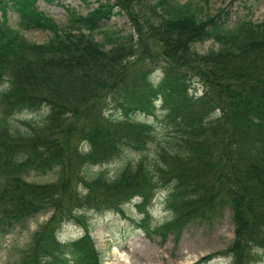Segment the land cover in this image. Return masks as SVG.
Instances as JSON below:
<instances>
[{
    "label": "trees",
    "instance_id": "1",
    "mask_svg": "<svg viewBox=\"0 0 264 264\" xmlns=\"http://www.w3.org/2000/svg\"><path fill=\"white\" fill-rule=\"evenodd\" d=\"M37 1L0 0V239L51 212L17 264H101L87 231L58 238L62 223L79 210L123 214L134 197L144 208L156 188L168 190L169 218L145 227L148 236L180 234L230 208V245L200 260L256 262L264 253V21L228 24L225 9L201 16L191 0H104L86 14L66 5L60 25ZM121 14L130 31L107 28ZM29 29L49 37L30 42ZM207 40L216 46L199 51ZM152 45L166 63L154 70L141 62L158 54ZM41 107L44 119L28 131L9 126L8 116ZM149 145L159 146L155 161L140 157L114 178L91 170ZM49 171L54 181L27 179Z\"/></svg>",
    "mask_w": 264,
    "mask_h": 264
},
{
    "label": "rangeland",
    "instance_id": "2",
    "mask_svg": "<svg viewBox=\"0 0 264 264\" xmlns=\"http://www.w3.org/2000/svg\"><path fill=\"white\" fill-rule=\"evenodd\" d=\"M104 0H38V9L50 14L60 25L66 22L65 7L69 5L77 12L86 14L95 8L98 2ZM185 1V0H182ZM198 14L205 16L215 14L219 9H225V18L228 24L244 16H249L255 24L264 21V0H191ZM9 23L16 26L18 17L15 12L9 11ZM107 28L126 33L131 25L126 14L113 17ZM26 39L34 43H43L49 37V33L39 29H29L23 32ZM99 39L100 36L98 35ZM216 46L211 40L197 45L199 51L208 50ZM153 49V50H152ZM150 53L142 62L143 66L150 69L160 68L164 60L158 46L152 45ZM155 50V51H154ZM202 90L198 91V95ZM109 100V101H108ZM108 106L105 112L112 107L114 101L106 100ZM109 108V109H110ZM160 109V108H159ZM47 113V109L41 107L36 111H20L8 116L9 126L13 131H28L31 126L41 122ZM158 121L161 133L167 132L164 127L166 120L161 110L153 116ZM159 146L149 145L142 151L127 149L112 159L110 162L91 167L97 174H103L114 178L129 162H134L140 157H145L148 162L158 159L156 152ZM27 179L35 182H49L56 179L54 171L44 174L30 173ZM154 189V197L149 206L139 208L140 198L134 197L123 204V214L111 210L82 211L74 213L75 216L62 223L57 236L63 242H69L84 235L87 231L94 241L98 258L101 264H231V258L226 254H220L209 261H201L204 256L226 249L234 236V224L230 208H225L220 215L208 220H196L188 224L180 234L168 233L164 238L148 236L145 227L163 223L169 218V212L165 204L166 189ZM82 190V186L78 187ZM162 191V192H161ZM148 210V217L145 215ZM51 212L38 214L27 220L23 226L17 227L11 233L0 239V264H17L19 252L31 240L32 233L49 217ZM143 224V226H140ZM87 229V230H86ZM260 258L252 264H264V253L259 251Z\"/></svg>",
    "mask_w": 264,
    "mask_h": 264
}]
</instances>
